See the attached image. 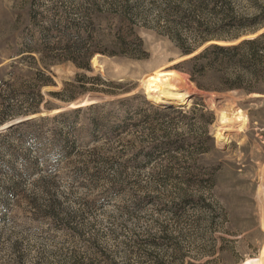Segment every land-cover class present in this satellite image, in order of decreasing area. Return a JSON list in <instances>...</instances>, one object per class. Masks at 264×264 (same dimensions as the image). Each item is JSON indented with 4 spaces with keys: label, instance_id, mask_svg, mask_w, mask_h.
I'll list each match as a JSON object with an SVG mask.
<instances>
[{
    "label": "rangeland",
    "instance_id": "374dc122",
    "mask_svg": "<svg viewBox=\"0 0 264 264\" xmlns=\"http://www.w3.org/2000/svg\"><path fill=\"white\" fill-rule=\"evenodd\" d=\"M263 33L264 0H0V264H264V64L185 63ZM160 69L186 107L147 96Z\"/></svg>",
    "mask_w": 264,
    "mask_h": 264
},
{
    "label": "trees",
    "instance_id": "16d2710c",
    "mask_svg": "<svg viewBox=\"0 0 264 264\" xmlns=\"http://www.w3.org/2000/svg\"><path fill=\"white\" fill-rule=\"evenodd\" d=\"M254 30V29H253ZM227 39V38H225ZM220 42V41H219ZM263 42H264V33L261 34L260 36H258V38H254V39H247L242 41L241 43H239L238 45L235 46H225V45H212L206 49H204L199 55L195 56L194 58H192L191 60L185 62H197L199 60L203 59H210V56L213 55H220L223 54L225 56H233V55H240L241 56V60L239 63L241 65L242 69H250L252 70L253 74L257 73L258 66L259 65H263L264 64V46H263ZM219 44V43H217ZM262 53V54H261ZM210 55V56H209ZM193 69L191 70V75H194V73H199L202 74L203 73V69L205 68L204 65L202 64H198V62L193 65ZM100 79V78H99ZM192 80H194L193 77H191ZM234 85H236L234 83ZM198 88L200 89H205L202 86H200L199 84H197ZM132 100V98H123V99H118L115 101H110V102H105V103H98V104H93V105H89L86 106L84 108H79V109H74L69 111V113H80L83 111H92L94 109L97 108H104L106 106L112 105V104H122V106H126L129 105L131 106L130 101ZM143 103L144 104H148L150 105V109L152 111H150V109L147 108V111H150L155 117L159 118L161 116H163V114L169 112H172L173 109L170 110H166V109H161L158 106H156L155 104H153L151 101H147L145 99H143ZM76 106H72V107H68V108H64V109H59L61 111H66L69 108H74ZM178 113H184V110H175ZM199 111V110H197ZM142 112H145L143 109H131L128 111L127 114V118L128 120H132L135 117V114L141 115ZM191 112H195V109L192 108ZM26 112H24L23 114H25ZM112 113V112H111ZM115 113V110H114ZM187 114V113H186ZM39 117H45L44 113H40V114H36V115H32V116H28L25 117L23 119L24 120H30V119H34V118H39ZM201 117H204V114L201 115ZM59 118V117H58ZM147 117H145L146 119ZM40 121H45V118H39L37 120H35L34 122H40ZM101 122L99 120H93V124H94V128H93V133L99 131V127L101 126L100 124ZM140 124H124L123 126H121V124H114L112 126V128L110 129L111 132L115 133V135H119L118 132L121 130L126 131L127 129H129V127H137ZM12 129V128H11ZM72 148L75 149L76 148V142L73 141L72 142ZM68 155H70V153H68Z\"/></svg>",
    "mask_w": 264,
    "mask_h": 264
},
{
    "label": "bare ground",
    "instance_id": "6f19581e",
    "mask_svg": "<svg viewBox=\"0 0 264 264\" xmlns=\"http://www.w3.org/2000/svg\"><path fill=\"white\" fill-rule=\"evenodd\" d=\"M93 64L96 66V68L100 67L97 58H94ZM170 65H172V63H170L168 66ZM179 82H182V78L177 72L165 71L160 69L152 71L145 75L143 80V87L144 90L148 93H146L147 96H149L150 94L153 95L154 100H151L155 103L158 102L167 104L169 102L168 104L182 105L188 103L189 97L187 94L182 93L177 88L176 85ZM158 103L156 104L159 105ZM234 115L236 116V119L238 121H246V117L241 110L237 109L236 111H234ZM229 116L227 115V111L224 110L220 112L219 119L225 123L227 122V120H229ZM216 136L220 140L223 139V135L220 131L217 132Z\"/></svg>",
    "mask_w": 264,
    "mask_h": 264
},
{
    "label": "water",
    "instance_id": "95a60500",
    "mask_svg": "<svg viewBox=\"0 0 264 264\" xmlns=\"http://www.w3.org/2000/svg\"><path fill=\"white\" fill-rule=\"evenodd\" d=\"M108 101V100H107ZM81 103H84V101H77L76 102V104H73V105H69V106H67V107H65V108H68V107H72V106H76V105H80ZM97 103V102H96ZM99 103V102H98ZM156 103H158V102H156ZM159 104V106H161V107H177V108H184V107H186L187 105H188V103H186V104H182V105H175V104H166V103H158ZM83 107V106H82ZM81 108V107H80ZM24 121H27V120H24ZM24 121H21V122H24Z\"/></svg>",
    "mask_w": 264,
    "mask_h": 264
}]
</instances>
